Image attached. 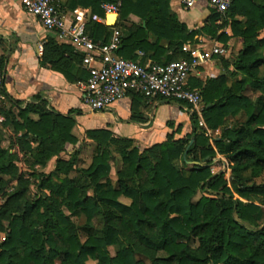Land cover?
I'll return each mask as SVG.
<instances>
[{
  "label": "trees",
  "instance_id": "16d2710c",
  "mask_svg": "<svg viewBox=\"0 0 264 264\" xmlns=\"http://www.w3.org/2000/svg\"><path fill=\"white\" fill-rule=\"evenodd\" d=\"M53 2L61 11L79 7L108 19L102 5L117 0ZM169 3L120 0L117 24L89 21L87 33L95 43L104 44L111 28H121V22L132 15L144 26L123 28L118 56L138 61L136 53L141 52L140 63L149 59L158 65L186 59L181 55L174 59L168 52L181 53L198 31H189L180 23ZM218 17L213 12V20L203 31L224 44L231 38L242 40V50L232 65L235 82L227 87L224 79L208 80L200 88L189 81L202 97L199 116L204 129L198 128L197 115H190L192 133L186 139H169L139 151L129 142L118 143L109 131L89 130L84 136L96 143L95 153L88 168L76 169L80 148L71 153L69 161L59 158L67 145L75 148L79 144L72 134L74 111L66 116L48 111L39 96L34 98L36 104L14 102L17 113L0 109L4 116L0 124V199L7 189H15L0 210V264H87L89 260L94 264H145L137 256L150 264H264V220L260 224L256 219L264 207V184L256 186L241 179L247 171L249 181L264 174V97L252 102L243 95L247 87L264 92V77H258L264 65V0H234L220 25L215 24ZM163 41L167 48L161 45ZM44 52L45 60L47 54L57 57L52 69L64 73L59 59L64 53L71 54V49L57 46L50 38ZM87 78L82 71L79 82ZM240 113L244 121L226 125L228 118ZM30 115H37L38 120H31ZM6 128L12 129L15 137L10 147L17 153L2 147ZM216 130H220L218 137L209 136L208 131ZM19 154L35 179L33 188L41 193L34 199L25 196L29 187L17 166ZM115 156L121 168L113 184L109 161ZM54 158L51 172L35 169L45 168ZM216 164L223 170L214 173ZM121 198L129 204L120 202ZM254 198L263 201L256 203ZM96 217L101 219L99 228L92 226ZM73 218H83L84 226L77 227ZM160 253L164 256L157 257Z\"/></svg>",
  "mask_w": 264,
  "mask_h": 264
},
{
  "label": "crops",
  "instance_id": "0c3cea01",
  "mask_svg": "<svg viewBox=\"0 0 264 264\" xmlns=\"http://www.w3.org/2000/svg\"><path fill=\"white\" fill-rule=\"evenodd\" d=\"M169 1L170 10L176 15L178 21L184 24L189 31H198L194 39L187 42L192 49L195 46H200V42L204 43L202 47L205 52H209L215 44L225 49L224 54L213 55L210 60L200 62V65L196 66L191 74L190 83L204 88L208 80L220 81L224 79L227 87H230L235 82V77L232 76L235 73L232 66L233 61L239 54L237 53L233 61L230 60L232 49L238 45V52H240L242 40L231 38L224 44L217 38H212L204 33L203 29L208 27L213 20V11L204 5L195 4L189 9H184L180 0ZM87 11L90 18L92 15L89 10ZM109 19L110 17L108 19L97 17V23L102 25L117 24L116 17L112 23L109 22ZM89 21L91 20L89 19ZM218 21L222 23L218 17L215 21L216 25H220L217 24ZM141 25L144 26V22L131 15L121 22V28L117 27V29L122 33L123 28ZM113 28L116 27L113 26L111 29ZM219 32L221 33V31ZM225 32L229 34L228 30ZM148 37L151 42L155 40L150 34ZM50 38H53L57 46H66L72 51L71 54L64 53L59 59L64 73L52 69L51 63L56 62L57 57L47 54V60L44 59L45 45ZM161 45L165 48L168 47L166 41H163ZM168 54H172L174 59L179 55L186 59L189 58V55L182 49L181 53L169 51ZM136 55L138 61L144 58V54L141 52H137ZM147 62L150 60L146 59L145 63ZM0 63L3 74L2 93L5 97L2 105L4 111L17 113L18 108L14 102H22L23 106L28 103L36 104L37 102H34L36 96L46 102L48 111L62 116L74 111L72 117L76 121V126L73 128L72 134L79 140L78 145H94L91 160L95 153L96 143L84 136L85 132L89 130L109 131L118 143L129 142L139 151H144L169 139L173 141L186 139L187 135L192 133L190 113L187 107L177 103L147 99L140 95H129L106 110L90 113L84 102L83 90L78 86L81 83L79 82L81 72H86L82 67L80 50L67 39L45 31L35 18L23 11L18 0H0ZM0 116L4 122V116ZM30 119L37 121L38 116L30 115ZM229 119L232 118L227 120ZM198 128L204 129L199 126ZM78 133H81V139L77 136ZM217 133H220V130L208 131L211 137L216 136ZM14 137L11 128L4 130V139L8 138L9 144L4 147L2 142V147L9 149L10 154L18 152L16 148L10 147ZM68 147L69 145L66 146V153L59 156L61 160H71V152ZM80 153L81 149L76 158L77 161H79ZM20 156L19 154V158ZM55 160L56 158L52 159L43 169L40 167L35 169L39 172L46 169V172L49 173L54 169ZM109 165L110 172L112 165L117 166L115 174L117 177V172L121 168L119 158L115 156V159L109 161Z\"/></svg>",
  "mask_w": 264,
  "mask_h": 264
},
{
  "label": "built area",
  "instance_id": "2783aa9c",
  "mask_svg": "<svg viewBox=\"0 0 264 264\" xmlns=\"http://www.w3.org/2000/svg\"><path fill=\"white\" fill-rule=\"evenodd\" d=\"M23 11L35 18L42 28L67 39L80 50L82 67L88 74L86 82L78 86L83 90L84 102L90 113L108 109L129 95H140L147 99L182 103L190 115H197L198 126L204 127L199 114L203 109L202 97L198 89L191 88L189 79L196 66L213 55H222L225 49L215 44L205 52L204 43L191 48L186 43L182 50L188 59L158 65L152 62L125 60L117 55L122 34L113 28L110 38L104 44L95 43L87 33L89 19L97 22L96 16L89 18L86 9L61 11L53 0H18ZM234 0H180L184 9L202 4L223 19ZM120 0L112 4H103L106 17H117ZM217 24H221L218 21ZM192 49V50H191ZM3 74L0 68V109L5 101L2 93ZM3 122L0 116V124Z\"/></svg>",
  "mask_w": 264,
  "mask_h": 264
},
{
  "label": "rangeland",
  "instance_id": "374dc122",
  "mask_svg": "<svg viewBox=\"0 0 264 264\" xmlns=\"http://www.w3.org/2000/svg\"><path fill=\"white\" fill-rule=\"evenodd\" d=\"M261 36H264V32L261 34ZM238 50H239V46L235 45L233 47V49H232L230 60L233 61L236 58L237 53H239ZM261 55L264 58V51L261 52ZM258 77L259 78H263L264 77V65L260 68V73H259ZM243 95L245 97H248V99H250L252 102H255L258 98L264 97V92L263 93L255 92L250 87H247L246 91L243 93ZM244 120H245V115L243 113H240L237 117L227 120L226 125L231 126V125H233L236 122H242ZM219 135H220V133H217V135L214 136V137H218ZM77 136L80 139L82 137L81 133H78ZM8 144H9L8 143V138L4 139L3 140V146L4 147L8 146ZM79 147H81L80 148L81 149V153L79 155V161L76 162V167L75 168L76 169L87 168L89 166V164H90V160H91V157L93 155L92 153L94 151V145H92V144H84L82 146L77 145L75 148L72 147V146H69L68 150L71 153H73L74 150L78 149ZM21 159L22 158L20 156V161L21 162L17 163V166L20 168V173L23 174V179L27 182V186L29 187L28 191L25 194V196L28 199H34V197L36 195H40L41 193H39L37 191V189L33 188L36 185L35 184V179H33V177L30 176V173H29L28 169H26L27 167L24 165V163H23V161ZM177 165H178V167L182 168L181 167V163L178 162ZM116 170H117V166L116 165H112L111 172L109 173V178H110V180L113 183H115L116 178H117L116 175H115L116 174ZM212 170L215 173V172H218V171H222L223 167L221 165H219V164H216L215 166H213ZM44 171H45V173L48 172V171L46 172V169H44ZM75 176H76L75 174H70L71 178H73ZM241 179L246 181V183H248V184L252 182L256 186H261V185L264 184V174L258 179H254L253 181H249L250 176H249V172L247 171V172H245V173H243L241 175ZM3 180L6 181L7 179L3 178ZM14 193H15V189H13V188H9V189L6 190V196L0 199V210H1V206H3L5 204V202H7L9 197L11 195H13ZM88 194H91V192H88ZM199 197L200 196L197 195L194 198V201H196ZM253 200L256 203H261L263 201V199H261V198H254ZM120 202H122L123 204H126V205L129 204V201L127 199H124V198H121ZM263 204H264V202H263ZM256 219H257L258 223H260V224L263 222V220H264V207L261 210V212L256 216ZM1 221H2V229H3V223H4L3 221L4 220L1 219ZM73 221H74L75 225L77 227H79V228L80 227L82 228V226H84V224H85L83 218H81V219L73 218ZM92 226L95 227V228H99L101 226V219L99 217H96L95 219H93ZM80 233H81V231H80ZM81 235H83V233ZM82 237H84V236H82ZM2 240H3V233H1V231H0V242ZM194 247H196V246H194ZM109 252L113 256L115 254V248L114 247L110 248ZM163 256L164 255L161 254V253L157 254V257H163ZM137 259L138 260H142L145 264H150V262L147 259L143 258V257L137 256ZM87 264H94V262L89 260Z\"/></svg>",
  "mask_w": 264,
  "mask_h": 264
},
{
  "label": "bare ground",
  "instance_id": "6f19581e",
  "mask_svg": "<svg viewBox=\"0 0 264 264\" xmlns=\"http://www.w3.org/2000/svg\"><path fill=\"white\" fill-rule=\"evenodd\" d=\"M110 17V21L113 22L115 20V17L114 16H109Z\"/></svg>",
  "mask_w": 264,
  "mask_h": 264
},
{
  "label": "water",
  "instance_id": "95a60500",
  "mask_svg": "<svg viewBox=\"0 0 264 264\" xmlns=\"http://www.w3.org/2000/svg\"><path fill=\"white\" fill-rule=\"evenodd\" d=\"M191 144H192V141L190 142V144H189L188 148L191 146Z\"/></svg>",
  "mask_w": 264,
  "mask_h": 264
}]
</instances>
